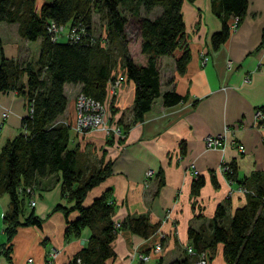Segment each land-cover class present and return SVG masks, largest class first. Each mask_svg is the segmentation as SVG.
I'll return each instance as SVG.
<instances>
[{"label": "crops", "instance_id": "0c3cea01", "mask_svg": "<svg viewBox=\"0 0 264 264\" xmlns=\"http://www.w3.org/2000/svg\"><path fill=\"white\" fill-rule=\"evenodd\" d=\"M35 2L38 8L42 1ZM215 7V0H183L179 11L189 58L183 71L177 73L174 59L180 50L161 57L159 93L172 90L184 97L182 102L164 106L157 97L140 119L132 120L133 83L125 78L119 59L110 72L112 79L106 83L102 103L109 119L125 132L107 142L102 131L76 135L69 130L68 147L74 150L85 173L101 164L107 163L109 167L108 175L85 193L82 205H89L93 198L108 190L114 221L126 216H144L149 224H156L146 239L125 229L117 230L111 242L114 254L104 264H148L149 259L140 262L136 253L149 251L156 241L161 244L162 253L151 257L155 258L153 264L157 259L166 264L180 258L188 246L187 228H203L208 235L207 227L215 207L225 205L229 218L245 202V192L239 190L241 181L264 169V128L257 126L254 115L264 105V47L259 45L264 32V0H246L245 12L234 29L212 49L210 34L220 28ZM92 24L91 14V27ZM104 33L101 24L100 35L104 37ZM0 40L3 41L1 37ZM2 41L4 56L17 60L18 46ZM112 43L117 47L116 41ZM37 54L38 49L34 58ZM201 54L206 56L203 64ZM227 61L232 63L231 70L225 67ZM119 76L120 83L113 91L109 90ZM77 91L78 84L63 85L66 106L57 118L58 123H71L72 100ZM4 111L7 117L2 119ZM24 112L23 99L12 92L0 94V151L7 141L22 132L20 120ZM224 125L228 126L224 146L206 148L203 137L220 133ZM236 144L243 150H237ZM228 163L234 168V179L230 182L222 170ZM148 169L153 175L144 184ZM196 176L203 178V184L197 195L192 196L189 187ZM25 188L33 201L27 209L31 208L41 223L39 227L15 229L9 242L8 261L1 251L7 246L2 217L8 210L9 196L0 193V264H27L23 257L30 258L29 264H45V253L51 247L57 250L53 264H66L84 245L87 229L83 228L78 237L63 239L65 219L53 207L57 204L68 207L71 202L61 194L56 175L37 178L32 186ZM75 217V211L67 216L68 220ZM20 246L24 254L19 259L16 249ZM210 263L225 264L220 244L215 246Z\"/></svg>", "mask_w": 264, "mask_h": 264}, {"label": "trees", "instance_id": "16d2710c", "mask_svg": "<svg viewBox=\"0 0 264 264\" xmlns=\"http://www.w3.org/2000/svg\"><path fill=\"white\" fill-rule=\"evenodd\" d=\"M41 1L36 8L33 0H0V23L15 24L22 40H39L37 57L22 62L6 58L0 41V94L12 92L23 99L25 107L20 120L22 132L0 151V193L9 196L8 210L2 217L7 246L1 252L9 261V242L18 226H40L41 219L27 209L24 188L32 186L37 178L56 175L61 194L71 202L68 207H53L65 219L63 239L78 237L83 228L88 231L84 245L66 264H104L114 254L111 242L117 230L125 229L146 239L156 224H149L144 216H126L115 228L108 190L89 205H82L85 193L108 175L109 167L101 164L87 174L68 147L69 127L57 122L66 106L63 85L78 84L79 92L102 102L116 62L111 53L116 50L125 78L133 83L132 120L140 119L157 97L164 106L182 102L184 97L172 90L160 94L158 78L161 57L179 49L174 59L177 73L183 71L189 58L179 11L183 0ZM215 1L220 28L210 34L212 49L225 41L230 19L236 17L238 21L246 6V0ZM95 12L104 26V37L92 33L91 14ZM49 21L79 25L85 34L76 42L51 41L46 32ZM114 41L117 47L112 45ZM259 45L264 47V32ZM257 111L261 113L257 126L264 128V105ZM111 140L107 138V142ZM225 166L223 175L230 182L234 168L230 163ZM211 181L214 184L213 178ZM202 184L203 178L196 176L190 183V194L197 195ZM239 185L245 190L244 204L229 218L226 206L217 205L208 223V235L203 228L188 227L187 252L183 250L180 258L166 264H193L200 253L206 254L205 264H211L217 244L221 245L225 264H264V169L252 172ZM71 211L76 217L68 220ZM156 264H162L161 260L157 259Z\"/></svg>", "mask_w": 264, "mask_h": 264}, {"label": "built area", "instance_id": "2783aa9c", "mask_svg": "<svg viewBox=\"0 0 264 264\" xmlns=\"http://www.w3.org/2000/svg\"><path fill=\"white\" fill-rule=\"evenodd\" d=\"M237 23V18L232 17L229 21V30L232 31ZM46 32L50 35L51 41H59V38L63 36L65 40L76 42L80 39L81 36L85 34V31L82 27L78 26H67L61 23H55L53 21H49L46 25ZM64 40V41H65ZM206 60V56L204 54L200 55V63L203 64ZM225 67L227 70L232 69V63L227 61L225 63ZM121 77H117L109 86V90L113 91L114 88L120 83ZM74 109H75V120L71 123H67L66 121H61V124L67 125L69 130L74 133H85L91 130H98L102 131L105 137L111 138H118L121 135L119 127L116 125L108 126L104 123L103 117V104L102 102L95 100L94 98L83 94L82 92H77L76 96L74 97ZM30 108H28V112ZM6 115V113H5ZM255 119L260 118L261 113L256 111L254 113ZM114 124V123H113ZM228 130V126L224 125L223 129L220 133L215 135H206L203 137V143L206 148L210 149H218L224 146V133ZM236 148L239 151H242V146L236 144ZM226 166L224 165L222 170H224ZM153 175L152 170H146L144 173V184L149 177ZM27 190V189H26ZM240 191L245 190L242 187H239ZM33 205L32 202H29V206ZM119 221H114V227H118ZM160 243L158 241L153 242L150 246L149 251H141L137 253V258L140 262L146 261L153 255H160ZM187 251V249H186ZM53 260L56 258L57 250L53 248ZM196 257H198L197 261L194 262L195 264H205L206 263V254L200 253ZM47 263L50 262V259H46ZM27 262H30V259H27ZM77 262V260H76ZM193 263V264H194Z\"/></svg>", "mask_w": 264, "mask_h": 264}, {"label": "rangeland", "instance_id": "374dc122", "mask_svg": "<svg viewBox=\"0 0 264 264\" xmlns=\"http://www.w3.org/2000/svg\"><path fill=\"white\" fill-rule=\"evenodd\" d=\"M33 3H34V5H35V7H36V2H35V0H33ZM92 21H93V24H92V33L95 35V36H97L98 34H100V25H101V23H102V21L101 20H99V18H98V14L95 12V13H92ZM15 30H16V25L15 24H11V25H8V24H5V23H0V37L3 39V41L5 42V44L6 45H11V44H13V45H17L18 46V48H17V53L18 54H20V56H18V59H17V61L18 62H22V61H28V59L30 60V61H32V60H34L35 58H34V55L36 54V51H37V49H38V43H39V40H36V41H26V40H22V39H20L18 36H17V34H16V32H15ZM49 35V34H48ZM49 38H50V35H49ZM65 40V38L63 37V36H61L60 38H59V41H61V42H63ZM0 41H2V40H0ZM2 41V42H3ZM18 49H19V52H18ZM111 56L113 57V59L117 62V61H119V59H120V56H119V53L118 52H116V50H114V51H112V53H111ZM34 58V59H33ZM115 62V63H116ZM78 92V91H77ZM77 92L76 93H74L75 95H74V97L76 96V94H77ZM74 97H73V100H74ZM73 100H72V105H73V115H72V119L70 120L71 122L72 121H74L75 120V116H76V114H75V109H74V102H73ZM103 104V103H102ZM103 117H104V123H105V125H108V126H116V124L114 123L113 124V122L109 119V117L107 116V113H106V111H105V107H104V104H103ZM5 113H6V115H5ZM1 117H2V119H5L6 117H7V112H2V114H1ZM119 127V126H118ZM71 131V130H70ZM94 131H98V130H94ZM74 134H76V135H78V134H83V133H74ZM117 139V138H116ZM25 190L27 189V188H24ZM24 190V191H25ZM241 192H243L244 193V191H241ZM29 202H32L33 203V201L30 199V197H27V201H26V206H27V208H28V206H29ZM156 229V228H155ZM0 231H1V216H0ZM17 246H19V245H17ZM185 249H187V247L185 248ZM53 247H51L50 249H48V251H46V253H45V259H44V262H45V264H53ZM187 252V251H186ZM16 253H17V255L19 256V259L21 258L20 256H22L23 254H24V249H23V247L22 246H20V247H18L17 249H16ZM136 253V252H135ZM159 253H162V247H161V244H160V250H159ZM137 254V253H136ZM50 259V262L49 263H47V261H46V259ZM23 259L24 260H26V262H27V259H30V258H27V259H25L24 257H23ZM22 259V260H23ZM155 259V258H154ZM153 258H149V260L147 261V263L148 264H153V260H154ZM197 259H198V257H196L195 258V260H194V262H196L197 261ZM152 262V263H151ZM193 262V263H194ZM30 262H27V264H29ZM34 264V263H33ZM195 264V263H194Z\"/></svg>", "mask_w": 264, "mask_h": 264}]
</instances>
